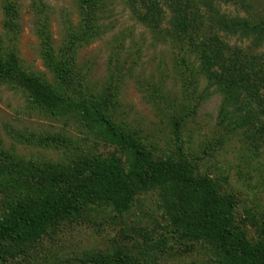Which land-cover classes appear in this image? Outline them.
I'll return each instance as SVG.
<instances>
[{
	"label": "trees",
	"instance_id": "trees-1",
	"mask_svg": "<svg viewBox=\"0 0 264 264\" xmlns=\"http://www.w3.org/2000/svg\"><path fill=\"white\" fill-rule=\"evenodd\" d=\"M123 1L140 25L177 51L172 64L180 75L182 102L180 119L170 123L175 137L179 139L180 126L189 115L217 95L221 98L217 128L225 137H219L216 145L240 133L264 150V56L232 47L227 41L236 35L264 39V11L257 9V1H223L245 11L246 17L240 19L226 18L213 0ZM79 2V26L68 32L56 52L46 22L38 27L44 57L55 68L54 84L26 74L9 54L6 59L0 56V86L8 84L24 92L32 107L51 114L77 113L86 128L115 152L83 155L69 164L33 165L1 149L0 264L24 256L63 222L81 219L88 209L105 208L122 215L130 211L136 197L153 190L159 192L166 226L147 252L119 250L113 257L87 256L76 262L152 264V254L161 253L174 240L203 246L213 264H264V223L257 228V239L250 241L235 218L233 197L200 176L181 148L176 149L181 154L160 159L144 147L137 132L131 134L111 122L115 101L110 86L133 68L121 63L123 48L109 60V80L101 94L94 95L86 86V77L78 76L75 52L100 38L104 15L102 0ZM4 13V26L12 32L17 28L16 12L10 6ZM152 90L155 95L160 92ZM191 103L193 114L186 107ZM6 133L15 142L36 140L13 128ZM64 141L60 136H47L36 143L50 147Z\"/></svg>",
	"mask_w": 264,
	"mask_h": 264
},
{
	"label": "rangeland",
	"instance_id": "rangeland-1",
	"mask_svg": "<svg viewBox=\"0 0 264 264\" xmlns=\"http://www.w3.org/2000/svg\"><path fill=\"white\" fill-rule=\"evenodd\" d=\"M223 1L213 0V5L226 18L246 17L237 4ZM256 1L257 9L263 12L264 0ZM79 3V0H0L1 58L12 54L26 74L54 84L55 68L44 57L38 27L46 22L56 52L68 32L79 26ZM102 3L100 38L75 52L78 76L86 77V86L94 95L101 94L109 80V60L122 47L121 63L133 68L128 76L110 86L114 87L115 101L111 122L131 134L137 132L144 147L160 159L183 153L200 176L211 179L222 193L233 197L235 218L254 242L257 228L264 223L263 148H255L240 133L227 138L221 146L216 145L219 137H225L220 136L217 128L221 102L217 95L210 96L194 114L193 103L186 106L193 115L180 126L179 139L175 137L170 123L172 119H180L182 102L180 75L172 64V55L177 51L140 25L123 0H102ZM10 6L16 12L17 28L12 32L4 26V9ZM165 26L162 24L161 28ZM227 41L232 47L264 56V39L236 35ZM153 88L160 91L158 95L152 94ZM203 88L201 83L199 90ZM9 128L36 140L25 144L12 141L6 133ZM91 132L77 113L51 114L32 107L24 92L8 84L0 86V150L4 153L26 164L61 165L87 154L115 152ZM47 136H60L65 144L38 146L36 142ZM177 148L182 149L181 153L177 154ZM159 200V192L153 190L136 197L130 211L122 215L105 208L88 209L81 219L63 222L34 249L6 264H78L77 259L113 257L119 250L131 254L147 252L165 231L166 220ZM152 255L155 262L152 264H213L210 252L203 246L174 240H169L161 253L157 250Z\"/></svg>",
	"mask_w": 264,
	"mask_h": 264
}]
</instances>
